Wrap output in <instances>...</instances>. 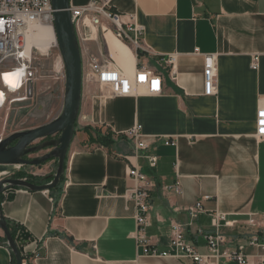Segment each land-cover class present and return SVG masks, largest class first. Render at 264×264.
I'll use <instances>...</instances> for the list:
<instances>
[{"label": "crops", "instance_id": "0c3cea01", "mask_svg": "<svg viewBox=\"0 0 264 264\" xmlns=\"http://www.w3.org/2000/svg\"><path fill=\"white\" fill-rule=\"evenodd\" d=\"M90 1L71 0V5L80 7ZM111 4L120 14L136 16L144 28V43L152 52L139 57L123 44L132 69L122 70L114 59L118 68L133 77L138 68L148 66L163 75L165 91L158 96L139 93L103 99L98 86L84 85L62 184L49 192L17 189L1 195V208L11 228L24 227L31 234L33 242L25 251L38 250L42 255L34 264H190L145 257L138 247L135 204L125 196L134 187L129 169L135 165L154 181L147 228L151 249L171 251L175 221L186 226L187 241L206 253L204 237L196 232L214 233L213 213L219 212L238 224L235 229L222 227L227 238L223 248L241 247L249 264H260L264 249L251 245L257 232L244 223L250 215L264 216V141L256 139L257 112L264 105V0H112ZM102 43L99 38L88 47L99 56L105 53ZM196 50L218 57L213 97L204 96V57ZM173 54L178 55L176 82L160 63ZM255 55L260 56L257 71L251 68ZM51 79L53 85L64 84L60 74ZM0 88L2 97L16 99L13 104L26 112L30 109L27 100H17L22 91H8L2 83ZM50 88L39 86L40 95L49 96ZM11 112L0 107V140L10 135ZM44 114L39 113V122L12 134L57 118L43 120ZM137 124L143 126L145 135L160 138L140 157L135 155L133 142L123 135ZM105 130L114 136L107 146L97 136L105 135ZM168 139H176L177 145L167 146ZM152 155L158 157L155 168L147 159ZM55 164L53 160L31 168L48 177ZM7 167L0 178L19 169ZM176 184L180 194L170 188ZM200 201L205 212L193 221L188 209ZM258 237L264 247V229ZM13 257L0 230V264H13Z\"/></svg>", "mask_w": 264, "mask_h": 264}, {"label": "built area", "instance_id": "2783aa9c", "mask_svg": "<svg viewBox=\"0 0 264 264\" xmlns=\"http://www.w3.org/2000/svg\"><path fill=\"white\" fill-rule=\"evenodd\" d=\"M111 1L91 0L84 6H71L72 21L81 48L83 84L98 86L103 99L133 97L139 93L150 96L163 94L165 79L157 71L143 65L136 70L133 77H129L118 68L109 47V35L132 48L139 57L152 55V52L144 43V28L137 23L136 16L118 13L113 8ZM54 13L52 0H0V68L3 69L0 72V83L2 80L4 81L5 73L20 72L19 89L18 91L13 90L20 92L23 89L28 90L31 85H35V82L46 78L40 75L39 67L34 65V62L38 61L40 50L35 46L28 55L26 38L33 29L41 26H51L55 29ZM99 38L103 41L102 46L105 53L97 56L91 52L88 44L97 42ZM51 48H59L57 39ZM195 52L204 57V96L213 97L217 94L218 57L215 54L203 55L199 50ZM160 63L169 69L171 79L176 82L178 55L163 57ZM59 65L60 69L57 74L65 79V74L62 72L64 70L62 59H60ZM251 68L255 71L260 68V56L253 57ZM7 90L11 91L9 88ZM2 91L4 90L0 88V93ZM5 93L7 95L6 91ZM22 100H27V97H23ZM4 106L5 103L0 105L1 108ZM123 135L133 142L136 157H140L142 152L150 150L152 145L160 140L159 137L145 135L143 126L140 124L135 125ZM256 139L264 141V105L257 112ZM165 144L176 146L177 140L168 139ZM147 159L151 167H157V156L152 155ZM129 177L133 180L134 187L128 190L125 196L135 204L136 240L138 247L143 248L145 257L187 260L190 264H221L222 261L249 264V257L243 253V248L240 247L238 250L223 248L227 238L222 227L235 229L238 224L235 220H229L227 215L219 212L213 213L215 218L214 233H206L203 229H198L196 232L197 235L204 237L206 253L201 252L196 245L187 241L186 226L175 221L172 223L171 251L159 253L157 250L151 249L147 228L150 226L151 192L154 188V181L135 165L129 169ZM170 188L174 189L177 194L181 193L179 184ZM205 200H208V197ZM188 212L192 220H196L201 213L205 212L203 201L189 208ZM248 220L245 222V226L258 230L251 239V245L264 249L258 243V233L264 229V216L250 215ZM41 257L38 250L32 254L25 252L22 264H34ZM260 264H264V260Z\"/></svg>", "mask_w": 264, "mask_h": 264}, {"label": "water", "instance_id": "95a60500", "mask_svg": "<svg viewBox=\"0 0 264 264\" xmlns=\"http://www.w3.org/2000/svg\"><path fill=\"white\" fill-rule=\"evenodd\" d=\"M55 10V34L65 69L64 108L60 116L43 126L16 132L0 142V166L42 167L57 161L54 174L45 177L42 184L24 179L6 178L0 181V196L15 193L17 189L28 192H49L60 187L66 174L70 147L75 138L83 101V67L80 43L71 15V0H52ZM47 152L34 159L32 155ZM0 230L12 251L16 264H22L26 247L33 242L27 229L16 226L13 230L0 204Z\"/></svg>", "mask_w": 264, "mask_h": 264}, {"label": "rangeland", "instance_id": "374dc122", "mask_svg": "<svg viewBox=\"0 0 264 264\" xmlns=\"http://www.w3.org/2000/svg\"><path fill=\"white\" fill-rule=\"evenodd\" d=\"M60 59H61V55H60L59 48H50L49 50H40V54H38V61L34 62V65L39 67L40 75H43L47 78L40 80V81L38 80L39 82H35L34 83L35 85H31L28 88V90L27 89L22 90V92H23L22 98L27 97L28 102H26V103H31L30 109H28L27 112L24 109L23 110L20 109L21 107H19L17 105L15 106V104H13V100H15L14 102H16V99H9L8 96H5V98H4V96H3V98L5 100V106L3 107V110L12 111L11 117L14 118L13 121L11 120L9 130H8V133L10 135L12 134L13 131L23 129V128H27L30 125L34 124L35 122L36 123L39 122L38 121L39 113H41V112H42V114L44 112L46 113L43 116V120L44 119H50V118H56V117L60 116L61 113L63 112L64 94H65V79L63 80L64 84L62 83L60 86H57L56 84L53 85V83H51V81H53V79H51V77H53V76L55 77L57 71H59V69H60V65H59ZM13 66L15 67L16 65L14 64ZM62 72L65 74V69ZM46 84L48 86H51L50 90H48L49 96H45V94H42L43 96H41L40 95L41 92L38 88H39V86H41V85L45 86ZM20 93H21V91H20ZM40 110H42V111H40ZM35 111L38 112V114H37L38 119L35 117V114H36ZM14 114H15V116H14ZM30 115H32V116L34 115V116L31 117ZM36 119H37V121H35ZM81 126H82V124H81ZM106 133H107V130H105L104 134H106ZM45 153H47V152H41V153L32 155L30 157V159L40 157V156L44 155ZM55 163L56 164L54 165V167H55L54 173L56 172L57 167H58L57 161H55ZM47 164H45L44 166H46ZM7 169H9V167L0 166V172H4ZM44 173H45L44 171H41L38 168H31V167H26V166L24 167L23 166V167H19V169L16 171L10 170L9 174L7 176L0 178V181L3 179H6V178L14 177L18 174H22V175H20L19 179L28 180L30 182L35 181L36 183H40L41 180L45 178ZM248 221L249 220L247 219V222ZM244 225H245V223H244ZM245 227L249 228L247 226H245ZM250 229L258 231L257 228H255V229L250 228Z\"/></svg>", "mask_w": 264, "mask_h": 264}, {"label": "bare ground", "instance_id": "6f19581e", "mask_svg": "<svg viewBox=\"0 0 264 264\" xmlns=\"http://www.w3.org/2000/svg\"><path fill=\"white\" fill-rule=\"evenodd\" d=\"M113 37L111 35L108 36V43L109 47L112 53L113 58L122 66V70L125 69L129 70L132 68H129L130 65V56L129 52L127 50V47H125L122 43L114 39L112 41ZM111 41V42H110ZM56 42V34L55 29L51 26H41L36 29H33L26 38V46H27V53L30 54V51L33 47H37L39 50H49ZM132 63V62H131ZM134 65V63H133ZM5 74H10L4 76V81L2 80V85L5 86V88H9L11 90H17L19 89L20 85V72H9ZM13 85V86H12ZM9 91V90H8ZM0 105L5 103L4 98L0 95ZM22 99H18V101H21ZM23 101V100H22Z\"/></svg>", "mask_w": 264, "mask_h": 264}, {"label": "trees", "instance_id": "16d2710c", "mask_svg": "<svg viewBox=\"0 0 264 264\" xmlns=\"http://www.w3.org/2000/svg\"><path fill=\"white\" fill-rule=\"evenodd\" d=\"M101 133H98L97 136H98V142L103 145V146H107L109 144L112 143V138L114 137L113 136V133L111 131H107V133L105 135H100ZM20 175L22 174H18L17 176L20 178ZM32 182V181H31ZM32 183H36L35 181H33ZM43 183V179L41 180L40 183H36V184H42ZM13 262H15V258L13 257Z\"/></svg>", "mask_w": 264, "mask_h": 264}, {"label": "flooded vegetation", "instance_id": "af4514ba", "mask_svg": "<svg viewBox=\"0 0 264 264\" xmlns=\"http://www.w3.org/2000/svg\"><path fill=\"white\" fill-rule=\"evenodd\" d=\"M26 159H30L29 157H27ZM25 167V166H24ZM26 167H30V166H26ZM11 178H15V179H19V177L16 175V176H14V177H11Z\"/></svg>", "mask_w": 264, "mask_h": 264}, {"label": "snow or ice", "instance_id": "6c2138e0", "mask_svg": "<svg viewBox=\"0 0 264 264\" xmlns=\"http://www.w3.org/2000/svg\"><path fill=\"white\" fill-rule=\"evenodd\" d=\"M7 75H10V74H5L6 77H7Z\"/></svg>", "mask_w": 264, "mask_h": 264}]
</instances>
